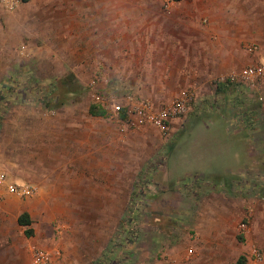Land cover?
Masks as SVG:
<instances>
[{
    "label": "crops",
    "instance_id": "obj_1",
    "mask_svg": "<svg viewBox=\"0 0 264 264\" xmlns=\"http://www.w3.org/2000/svg\"><path fill=\"white\" fill-rule=\"evenodd\" d=\"M252 1L242 8L226 0H172L167 8L163 0H30L25 3H31L32 11L31 54L62 57L73 73L100 72L120 79L123 86L139 88L152 100H161L177 89L209 88L214 80L243 66V31L231 33L223 28L220 32L217 26L261 23L253 10L241 11L255 9L256 0ZM259 1L264 5V0ZM18 10L0 5L4 82L7 65L1 66V58L8 57V32L14 20L24 25ZM208 110L170 120L176 140L168 153L167 144L157 139L160 131L138 123L134 116L125 125L90 111L77 116H33L31 130L20 134L31 141L13 147L18 177L7 173L11 180L30 183L36 191L19 196L0 186V264H33L37 248L49 250L54 264L93 261L115 232L106 224H118L129 213L132 198L149 181L142 171L151 167L147 163L158 153L165 155L159 174L165 186H175L183 177L170 175V157L175 162H181L177 156L188 159L185 175L226 176V167L231 166L226 144L234 149V159L240 160L243 141L236 138L239 134L231 130L226 116ZM182 143L186 145L180 151ZM28 146L29 150L24 149ZM8 161L0 168L6 169ZM160 190L168 195L167 189ZM222 192H207L210 198L225 201L220 214L208 208L215 234L233 233L243 220V197ZM25 212L31 219L32 236L25 234L28 226L19 223ZM218 245L222 249L224 244L218 241ZM230 246L231 257L243 254L239 243L231 240ZM245 257L252 261V256Z\"/></svg>",
    "mask_w": 264,
    "mask_h": 264
},
{
    "label": "rangeland",
    "instance_id": "obj_2",
    "mask_svg": "<svg viewBox=\"0 0 264 264\" xmlns=\"http://www.w3.org/2000/svg\"><path fill=\"white\" fill-rule=\"evenodd\" d=\"M163 1L167 8L172 2V0ZM192 1L194 0H183V2ZM226 1L242 8L248 3V0ZM30 4L22 1L17 8L24 25H20L16 20L13 21L12 32L8 29V57L1 58V66L4 62L7 65V80L4 82L5 74L1 73L0 165L4 160H11L8 161L9 166L5 165L6 169H0L17 179L19 171L12 160L14 159L12 155L15 153L13 147L15 144L31 141V137L24 138L20 134L25 133V130H31L33 116H71V114L77 116L89 112L92 106L102 110L104 108L96 101V93L107 98L113 96L123 102L125 95L135 93L138 97L148 98L154 108L160 110L170 106L183 90H189L190 110L187 114L176 117L191 118L190 116H196L194 112L207 111V109L219 116L222 113L228 118L231 130L238 132L239 136L236 138L243 141L242 158L234 159V149L229 147L227 142V165L231 163V166L226 167V176L218 175L210 178L214 185L208 188L206 183H199L200 174L185 175L184 164L188 159L182 160L180 156L176 158L181 162H175L173 157H170L168 171L170 175L183 174V177L177 185L165 186L159 178L162 157L165 155L158 153L152 157L147 163L151 167L142 171L143 176H148L149 181L142 184L143 188L139 187L134 196L136 203L130 206L127 215L119 218L118 224H115V221L106 224L109 229L115 230L113 237L107 248L101 254L95 253L93 261L88 264H106L111 259L113 264H236V260L241 255L252 256V261H246L245 264H264V197L258 198L250 193L252 186L258 188L259 193L264 191V104L252 97L246 88L237 84L225 85L223 89L217 90V82L220 78L211 82L209 88L177 89L174 90L175 92L172 91L174 94L171 97L169 95L161 100H152L139 88L123 86L120 79L116 80L109 75L100 72L73 73L67 70L70 67L62 57L33 56L31 54L33 22ZM255 4L257 6L255 9L241 8V11L246 14L249 10H253L258 18L257 21L261 23L217 26V31L220 32L224 31L223 28L226 32L230 30L231 33H236L239 28L243 31V40L240 42L243 66L236 72L256 64L260 55H264V5L259 0H256ZM3 27L7 26L4 24ZM251 46H257V49H251ZM227 77L225 76L224 79ZM91 80L99 81L100 85L97 84L93 88L90 86ZM103 84L106 86H101ZM47 96L51 101L47 100ZM110 112L108 114L106 111V114L98 116H111ZM243 116H253L250 120L254 123L252 127L249 126L250 121H244ZM170 130V134L160 132L158 138L154 135L160 142L167 144V153L172 150L169 147L176 140V134H171ZM185 145L182 143L179 147L180 151ZM29 147L24 149L29 150ZM18 149H22V146ZM219 169L217 170L220 171ZM160 189H167L168 195L161 194ZM208 191L216 193L224 191L243 197V220L237 225L235 232L215 234L212 231L215 227L211 222L213 217L209 216L212 212L208 208H215L216 214H220L224 209L225 201L218 197L210 198ZM128 215L132 216V219L128 220ZM125 230L133 233L123 239L126 235ZM239 235L243 237L242 241L238 239ZM231 240L243 247V254L238 256L235 253L231 257ZM218 241L224 244L222 249H218Z\"/></svg>",
    "mask_w": 264,
    "mask_h": 264
},
{
    "label": "built area",
    "instance_id": "obj_3",
    "mask_svg": "<svg viewBox=\"0 0 264 264\" xmlns=\"http://www.w3.org/2000/svg\"><path fill=\"white\" fill-rule=\"evenodd\" d=\"M22 0H0L2 7L8 11H15L20 6ZM251 49H257V46H251ZM254 65H249L239 72H234L226 79L220 78L219 82L225 85L237 84L246 88L252 97L260 100L264 104V55ZM94 88L96 80L90 83ZM97 103L106 109L107 113L111 111V118L118 120L123 125L135 117L140 124L154 126L161 133L167 134L170 130V120L173 117L187 114L190 110L191 96L189 90H183L180 96L174 100L170 106L157 110L148 98L138 97L135 93L125 95L123 100L115 97H105L95 94ZM109 114V113H108ZM0 186H5L10 192L19 196H28L34 194L36 188L33 185L19 184L11 180L5 170L0 169ZM33 264H54L52 253L45 248H37L33 255Z\"/></svg>",
    "mask_w": 264,
    "mask_h": 264
},
{
    "label": "trees",
    "instance_id": "obj_4",
    "mask_svg": "<svg viewBox=\"0 0 264 264\" xmlns=\"http://www.w3.org/2000/svg\"><path fill=\"white\" fill-rule=\"evenodd\" d=\"M22 1H23V2H28V1H30V0H22ZM174 1H179V0H174ZM224 86H225L224 83H222V82H217V90H221V89H223ZM13 94H14V93H13ZM1 97H2V96H1ZM2 98H3V97H2ZM47 100H48V101H51V98H49V97L47 96ZM249 110H251L250 107H249ZM90 112H91L93 115H96V116L106 114V111H105L104 109L101 110V108H98L97 106H92L91 109H90ZM252 117H253V116H243V119H244V121L246 122V121H250V120L252 119ZM258 120H259V119H258ZM253 124H254V123H253L252 121H250L249 126L252 127ZM247 127H248V126H247ZM197 176H199V175H197ZM199 178H200V179H198V180H199V183H201V182L206 183V185L208 186V188H209V187L211 188V187L214 185V183H212V180H211L210 178H208V177H205V176L201 175ZM222 180H223V179H222ZM140 183H141V181H140ZM224 185H226V184L224 183ZM206 188H207V187H206ZM257 189H258V188H255V187L252 186V190H250V193H251L252 195H256V196H258V197H264V191H262V193H259ZM134 203H136V201H135V199H134V197H133L132 200H131V202H130V204L132 205V204H134ZM126 215H127V214H126ZM130 215H131V214H130ZM130 215H128V220H129V219H132V216H130ZM133 219L135 220V218H133ZM19 223H20L21 225H26V226H28V227L26 228V230H25V234H26L27 236H32V235H33V230H32V228L29 227V225L31 224V219H30L28 213L25 212V213H23V214L19 217ZM125 233H126V235H125V237H123V239L126 238V236H127L128 234L133 233V232H129V231H126V230H125ZM238 239L242 241L243 237H242L241 235H239V236H238ZM245 262H246V257H245L244 255H241V256L238 258L236 264H245ZM113 263H114V262H113V259H111V261H110V262L107 261L106 264H113Z\"/></svg>",
    "mask_w": 264,
    "mask_h": 264
}]
</instances>
